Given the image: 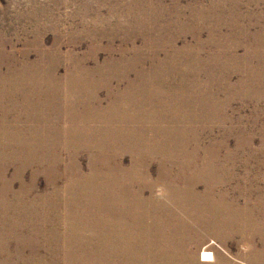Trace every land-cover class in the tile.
Returning <instances> with one entry per match:
<instances>
[{"label":"rangeland","instance_id":"1","mask_svg":"<svg viewBox=\"0 0 264 264\" xmlns=\"http://www.w3.org/2000/svg\"><path fill=\"white\" fill-rule=\"evenodd\" d=\"M179 193L222 227L264 222V0H0V264H71L80 222L132 251L153 233L135 202L191 223ZM198 232L171 264H239L242 235L227 253Z\"/></svg>","mask_w":264,"mask_h":264},{"label":"bare ground","instance_id":"2","mask_svg":"<svg viewBox=\"0 0 264 264\" xmlns=\"http://www.w3.org/2000/svg\"><path fill=\"white\" fill-rule=\"evenodd\" d=\"M171 190L175 189L172 188ZM190 195L195 194L179 193L175 201L171 202H173L174 205H176L184 215L190 218L191 223H188L184 219L178 217L176 222H170V226L167 224L168 221L164 223L161 220L168 217L176 218L177 216L173 211L168 209L165 204L162 205L156 200V203L153 200H149L147 202H135L133 207L139 212V218H147L148 221H150L148 224L139 226V231L151 230L153 233L150 234L151 237H147L146 240L140 237L135 239L134 243L131 242L130 247L132 251L129 252L122 249L126 245L123 242L124 237L121 235V232L126 230L123 228V226L116 223H113V225H105L104 222H99L94 225V221L89 222L88 224H82V222L78 223L76 226L79 227V231H83V233L89 232L91 237L88 238L91 241L87 239L86 234H78L70 230V235L67 238V242H65V246H63V248H65L66 251L72 255L70 263L109 264L111 261H113L111 264H128V262L130 264H171L170 261L172 260L170 259H174L177 254L182 251L179 249L192 241V239L198 238L200 235V232L198 231H203L210 236L214 235V238H217L220 241L218 247L227 253L230 250V246H227V243H224V241L236 233L242 235L240 242L237 243L236 246L242 250L241 252L239 251L237 253L238 256H241L242 258L239 259L241 261L238 260L237 263L264 264V222L262 223V226H258L254 222V219L244 218L243 220L241 219L242 222H239V220L235 218L240 223L241 228L235 225V220L226 222V225L222 227L218 225L217 221L215 222L214 220L211 221L207 219H201V217H199L202 214H214L213 212L218 209V206L216 207L215 204H213V202L208 198H199L200 200H198L196 198L193 199L192 196L189 197ZM108 206H106V204H104L102 201H97L95 202L93 210H91L94 212V209H96V211L94 214L90 215L93 217H96V215L100 216L101 212L113 209ZM224 208L225 207H222V209ZM111 215L124 217L126 214L125 212H120L118 215H116V213H112ZM82 216L87 218L85 214ZM150 218L152 221L149 220ZM219 231H224L226 234H215ZM256 232H260L259 237H256ZM167 233H170V235ZM181 235H185L188 238L184 240H178ZM203 236H205V234ZM257 240L260 242L259 245H261V248L257 247ZM63 241L65 240L63 239ZM194 249L196 253L198 252L197 257L199 258L200 262L212 263L218 262L220 259L219 253L216 252V250L212 248L210 244L207 245V243H200L195 245ZM180 264L199 263L196 259L194 260L192 258H187L180 260Z\"/></svg>","mask_w":264,"mask_h":264}]
</instances>
